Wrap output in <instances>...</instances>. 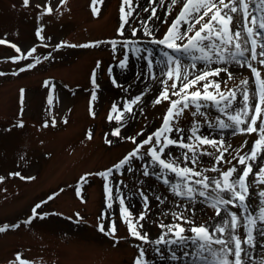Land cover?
<instances>
[{
    "label": "rangeland",
    "instance_id": "rangeland-1",
    "mask_svg": "<svg viewBox=\"0 0 264 264\" xmlns=\"http://www.w3.org/2000/svg\"><path fill=\"white\" fill-rule=\"evenodd\" d=\"M183 2L184 0H179L176 6H172L170 2L164 7L160 19L152 28L156 38H162L168 31ZM37 4H51L54 8L53 14L41 17L40 12L43 9H38ZM121 6L122 0H98L94 5L92 0H67L62 6L59 0H31V6L25 8L22 0H0V39L8 42L0 44V72L5 73L0 76V177L4 178L0 182V226L15 223L20 225L0 233V264H10L18 253L30 264H133L140 249L145 251L147 264H191V258L184 259L180 250L177 255L181 256V259L172 261V246L143 244L131 237L127 224L121 217L119 200L113 203L111 209L106 206L109 202L105 194L106 181L98 175L87 176L86 182L80 178L87 173L105 171L135 147L128 140H119L110 135L111 131L119 126L115 120L108 121L113 103L122 106L125 100L135 95H142L144 98L134 108L137 112L136 119L126 115L127 127L123 129L122 135L134 136L141 130L147 135L161 126L169 102L163 100L161 104L155 105L153 100L154 95L165 87L169 88V93L172 91V81L164 76L167 70L165 53L181 62L182 68H186L190 73L189 79L213 67H228L235 76L233 80H229L226 73H222L221 77L208 78L209 81L219 83L220 91L225 94L229 90L235 91L242 79H248L250 96L255 97V77L246 64L241 66L235 63H207L194 59L198 53L172 51L163 45L150 43V37L144 35L145 23L147 21V25L149 24L150 20L147 18L151 15L150 9H157L158 2L149 5L148 0H132V6L136 8L134 18H130V23L124 25V33L120 35L118 30L122 26ZM144 7H148L149 11H143ZM94 8L96 14L93 12ZM207 19L208 17H205V20ZM133 27L138 32L136 37L132 36ZM199 27L200 25L196 26L197 29ZM40 28H43L42 35L50 39L42 41L36 36V31ZM125 40H134L135 44L131 46L140 47L144 51L139 56L132 53L123 47ZM9 42L19 46L25 54L31 47H35L36 52L28 59H19L13 63L11 58L19 55L7 46ZM62 42L93 46H61L56 50L55 46ZM185 42L177 41L179 44ZM45 44L50 46L45 47ZM148 53H151L150 57ZM49 54L50 59L44 60L43 57ZM125 55L128 56L129 66L127 70H122L118 61ZM37 56L41 58V63L32 69L18 72L27 64L34 63ZM248 58L250 59V55ZM148 60L154 65L151 72L147 67ZM97 61L101 62L103 71H98V99L91 101L93 89L90 77ZM251 63L264 74V67L255 61ZM192 65H195V68L191 67ZM109 68L112 69L111 76L125 88L131 85L128 92L112 86L107 71ZM46 80L50 81L54 88L51 112L46 102L50 91L44 87ZM161 80L166 83H160ZM176 83L178 86L184 83L182 77ZM204 83L205 81H201L186 91L199 89L203 94ZM21 89L24 90L23 106ZM208 91L210 94H216L211 86ZM178 98L172 96V99ZM90 102L92 111L96 113L94 118L89 112ZM198 103L201 105L200 112L205 116H200L195 106H192L185 110L180 118V127H183L187 134L193 124H196L200 135L224 141L225 146L231 145L225 155L227 159L232 160L233 165L242 170L243 166L233 157L245 142L247 144L240 154L250 151L254 141L259 138V133H242L235 127L221 129L218 126L219 120L231 123L227 120V115L222 114L212 102ZM141 107L144 115H139ZM234 107H242V96L239 94ZM53 118L57 121L55 127L51 126ZM21 120L24 127H15ZM64 120H67V123H64ZM45 122L49 123L46 128L43 127ZM259 123L258 120L257 124ZM89 131L92 132L90 140L87 139ZM106 134L114 141L111 146L105 143ZM144 138L139 137L140 140ZM147 147L142 151L146 152ZM168 151L178 158L177 162L182 167H193L190 162L183 163V153L186 150L171 147ZM201 151L211 155L198 156L199 163L195 165L198 171L201 168H211L215 164V157L219 155L211 146H203ZM188 155L191 156V153ZM260 163L264 165V156L260 157ZM145 166L156 175L143 176ZM216 166L227 170L232 165ZM132 167L134 174L116 173L110 177L108 183L111 186L113 180L123 182L119 196L125 199V204L130 206L134 213L144 207L141 191L149 196V219L142 223L144 230L150 233L151 240L158 238L162 231H165L159 227L161 223H181L173 218V212L193 217L197 224L211 225V222L219 219L206 199L197 197L195 202H190L174 196L168 186L158 178L159 169L151 164L149 157L134 161ZM253 169L254 172L258 171L255 164ZM15 172H19L21 176L36 178L22 180L19 176L10 175ZM204 174L210 177L218 175L210 171ZM163 175L172 182H179L172 173L165 172ZM248 181L252 193L249 203L256 209L259 200L256 193L264 189V185L256 183L254 174L250 175ZM77 187L81 188L79 195L75 191ZM113 194H116L115 190ZM50 195L54 196V199L42 204L37 210L39 213L50 215L43 220L34 219L31 224L25 225L23 222L32 216V208L37 203L48 200ZM155 196L164 198L165 203L160 204ZM232 211L239 213L238 209ZM77 213L83 218L80 222H77ZM102 215L105 219H100ZM113 222L117 227L116 238L105 236L98 230V225L103 223L107 229ZM182 226L186 229L191 227L189 224ZM240 232L242 235V228ZM185 235L191 236L192 233L186 232ZM117 238L118 243L115 242ZM261 244H264V237L257 236V247L252 250L254 260L249 261L251 264H259L260 260L264 259V247H261ZM187 250L191 251V247ZM195 264L203 262L196 261Z\"/></svg>",
    "mask_w": 264,
    "mask_h": 264
},
{
    "label": "snow or ice",
    "instance_id": "snow-or-ice-1",
    "mask_svg": "<svg viewBox=\"0 0 264 264\" xmlns=\"http://www.w3.org/2000/svg\"><path fill=\"white\" fill-rule=\"evenodd\" d=\"M97 2L98 0H92L93 5ZM157 2L164 4V0H148L149 5ZM170 2L172 6H176L179 0H170ZM59 3L62 6L67 3V0H59ZM22 4L25 8L30 7L31 0H22ZM36 7L43 9L40 12L41 17L52 15L54 12L51 4H37ZM142 10L148 12L149 8L144 7ZM135 11L136 8L132 6V0H122L120 8L122 26L118 30L120 35L124 33V25L130 23V18H134ZM93 12L96 14L95 8ZM150 12L151 15L147 20L154 23L156 19H160L155 7H151ZM126 17L129 19H126ZM205 17H208V19L205 20ZM185 24L187 27L181 31V27ZM197 25H200L198 29L196 28ZM42 32L43 28L36 31V36L40 40L50 39L43 36ZM190 33L193 34L190 35ZM137 34V29L133 27L132 36L136 37ZM144 35L150 37V43L163 45L172 51L198 53L199 55L195 56L194 59L207 63L221 65L235 63L241 66L246 64L255 77V97L250 96L248 79H242L237 89L235 91L229 90L227 94L220 91L219 83L208 80L209 77H221L222 73H226L228 79L233 80L235 76L228 67H213L207 71L199 72L192 79H189L190 73L186 68H182L181 62L165 53L167 70L164 72V76L167 80L172 81L170 85L172 91L169 93V88L165 87L154 95L153 100L155 105L161 104L163 100L169 102V107L163 116L161 126L147 135L143 130L137 132L134 136L122 135L123 129L127 127L125 123L126 115L133 120L136 119L137 112L134 111V108L144 98L142 95H135L131 99L125 100L122 106L113 103L108 114V121L112 122L115 120L119 126L115 127L110 135L119 140H128L135 147L112 167L98 173H87L80 179L86 182L87 176L98 175L102 177L106 181L104 186L105 194L107 201H109L106 206L111 209L113 203L119 200L121 217L127 224L131 237L143 244L172 246L170 247V259L172 261L181 259V256L177 255V251L180 250L184 259L191 258V264H195L196 261H201L203 264H249V261L254 260L252 250L257 247V236L264 237V189L256 193L259 197L258 206L253 209L249 203L252 193L250 191L251 185L248 181L250 175L254 174L256 183L264 185V165L260 163V157L264 156V74L251 63L255 61L264 67V0H184L179 13L171 22L168 31L163 34L162 38L154 36V29L148 27L147 21ZM177 41L186 42L179 44ZM5 43L8 42L0 39V44ZM134 44V40H125L123 47L139 56L144 50L140 47L131 46ZM9 46L20 54L18 57L11 58L13 63H16L19 59H28L29 56L36 52L35 47L27 49L25 54L19 46L11 43H9ZM44 46L49 47L50 45L45 44ZM61 46L75 48L93 45H74L62 42L57 44L55 49L58 50ZM113 48L115 49V44H113ZM249 55L250 59L248 58ZM148 56L150 57L151 53H148ZM240 58L245 59L241 60ZM43 59H50V54L44 56ZM39 63H41V58L37 56L34 63L27 64L25 67L20 68L18 72L32 69ZM118 66L122 70H127L129 66L127 55L119 59ZM147 67L151 72L154 67L151 60L147 61ZM191 67L195 68V65ZM98 71H103L99 61H97L90 77L93 89L91 101H97L98 99L97 93L100 90L97 78ZM107 71L113 87L122 89L125 92L130 90L131 85L125 88L116 78L111 76V68ZM3 75L5 73L0 72V76ZM181 77L184 83L178 86L176 81L180 80ZM201 81H205L203 94L199 89L191 92L186 91ZM160 83L164 84L166 81L161 80ZM210 86L215 89V95L209 93ZM44 87L50 89L46 102L49 105V112H51L54 88L48 80L44 81ZM20 93L21 105L23 106L24 90L21 89ZM238 94L242 96V107H234L238 100ZM172 96L179 98L172 99ZM199 101L212 102L222 114L227 115V120L231 123H226L221 119L218 121L219 128L235 127L242 133H259V138L254 141L250 151L240 154L247 144L245 142V145H242L241 149L237 150L236 156L233 157L239 165L243 166L242 170L233 165L232 160L227 159L225 155V153L229 152L231 145L225 146L224 141L200 135L196 124H193L187 134L186 130L180 127V118L185 110L192 106H195L196 112L200 116H205L204 113L200 112L201 105L198 103ZM89 112L94 118L96 113L92 111L91 102ZM22 114L23 107L21 109ZM139 115H144L143 107L140 108ZM258 120L260 121L259 125L257 124ZM64 123H67V120H64ZM56 124L57 121L53 118L51 126L55 127ZM48 126V122L43 124L45 128ZM15 127L23 128V121L21 120ZM6 131H11V129H6ZM142 136L145 138L140 140L139 137ZM87 139H92L91 131L88 132ZM105 143L110 146L114 143L112 139L108 138V134H106ZM145 146H148L146 152L142 151ZM203 146L215 148L219 155L215 157V164L211 168H201L198 171L195 168V165L199 163L198 156L211 155V153L201 151ZM171 147L186 150L183 153V163L187 164L190 162L193 167H182L177 162L178 158L168 151ZM189 153H191V156L188 155ZM145 156L150 158L152 165L158 167V178L161 179L164 185L168 186L174 196L187 199L190 202H195L197 197L206 199L209 207L214 210L215 216L220 218L219 221L212 225L207 223L197 224L193 217L173 212V218L181 223H161L159 227L165 231H162L158 238L151 240L150 233L144 230L145 226L142 223L149 219V196L141 191L140 195L144 200V207L138 213H134L131 211L130 206L125 204V199L119 196L120 186L123 182L113 180L111 186L108 183L110 177H113L116 173L123 175L126 172H132L134 174L135 170L132 167V163L136 160H144ZM170 156L172 158L168 159ZM220 164L232 166L227 168V170H221L216 166ZM254 164L257 166L258 171L254 172ZM209 171L218 173V175L210 177L204 174ZM165 172L174 174L179 182L170 181L168 177L163 175ZM10 175L19 176L22 180H34L36 178L34 176H21L19 172L10 173ZM142 175L148 177L156 175V173L150 172L149 168L145 166L143 167ZM3 179V177H0V182ZM114 190L115 195L113 194ZM75 191L79 195L81 188L77 187ZM52 199H54V196L50 195L48 200L37 203L32 208V216L23 223L29 225L34 219L43 220L50 215L49 213H39L37 210L42 207V204H46ZM155 199L160 204L165 203V199L160 196H155ZM232 209H238L239 213L232 211ZM76 215L77 222H80L83 218L78 213ZM100 219H105V217L102 215ZM182 224H189L191 227L186 229ZM18 227H20L19 224L0 226V233L6 232L9 228ZM241 228L243 229L242 235L240 232ZM98 230L105 236L116 238L117 227L114 222L107 229L102 223L98 225ZM186 232H191L192 235H185ZM115 242H119L118 238ZM260 246L264 247V244ZM189 247H191V251L187 250ZM157 251H159V248H157ZM10 264H30V262L23 258L22 254L18 253L15 255L14 260L10 261ZM133 264H147L143 249L139 250ZM259 264H264V259L260 260Z\"/></svg>",
    "mask_w": 264,
    "mask_h": 264
},
{
    "label": "bare ground",
    "instance_id": "bare-ground-1",
    "mask_svg": "<svg viewBox=\"0 0 264 264\" xmlns=\"http://www.w3.org/2000/svg\"><path fill=\"white\" fill-rule=\"evenodd\" d=\"M169 3H170V0H164V4H163V5H162L161 3L158 2V8H157V12H158L157 15H158V16H160V14L163 12L164 7L167 6ZM139 12H140V8H139ZM157 22H158V19H156V20L154 21V23H153L152 21H150L149 24H148V27H149L150 29L154 28L155 25L157 24ZM185 25H186V24H185ZM185 25H183V26L181 27V31H183V30L186 28ZM141 66L143 67L142 64H141ZM235 66H236V65H235ZM219 219H220V218H219ZM219 219H218V220H215V221H213V222H211V225H212L213 223H215V222H218ZM249 264H251V263L249 262Z\"/></svg>",
    "mask_w": 264,
    "mask_h": 264
}]
</instances>
